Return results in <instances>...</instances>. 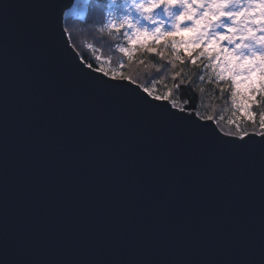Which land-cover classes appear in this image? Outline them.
Here are the masks:
<instances>
[{"label": "water", "instance_id": "95a60500", "mask_svg": "<svg viewBox=\"0 0 264 264\" xmlns=\"http://www.w3.org/2000/svg\"><path fill=\"white\" fill-rule=\"evenodd\" d=\"M75 1L0 0V264H264V134L89 69Z\"/></svg>", "mask_w": 264, "mask_h": 264}, {"label": "trees", "instance_id": "16d2710c", "mask_svg": "<svg viewBox=\"0 0 264 264\" xmlns=\"http://www.w3.org/2000/svg\"><path fill=\"white\" fill-rule=\"evenodd\" d=\"M109 1L90 0L83 16H65L67 35L87 65L92 64L95 69H103L107 65L116 69L121 67L125 70V77L135 79L137 84L153 89L158 95L167 94L179 108L195 111L201 117L211 116L226 134H264L260 122L246 123L240 130L224 122L233 110L232 82L217 80L205 73L204 62L193 64L191 58L180 54L173 47V36L162 42H152L150 46L156 48L155 53L142 48L132 57L121 53L119 48L123 36L110 29L106 22Z\"/></svg>", "mask_w": 264, "mask_h": 264}, {"label": "snow or ice", "instance_id": "6c2138e0", "mask_svg": "<svg viewBox=\"0 0 264 264\" xmlns=\"http://www.w3.org/2000/svg\"><path fill=\"white\" fill-rule=\"evenodd\" d=\"M176 4H180L183 8L178 16H174V13L170 11ZM133 9L139 14L140 19L147 20L155 26L151 30L147 27L138 28L137 25L140 24V19L133 22L131 16ZM157 9L161 11L158 12ZM197 9H200V11L197 12ZM256 9H259V11L257 12ZM127 13L121 18V27L126 25L137 38L141 35L145 37L149 35L153 37L163 36L165 33L162 31V25L165 22L157 20L156 17L164 15V13H168V17H174L170 20L177 32L180 31L182 21H191L189 28L197 33L193 38V42L202 48L199 56H206L212 61L211 67L220 69V72L217 73L218 80L224 79L223 72H231L230 79L233 82V87L242 82L236 79L242 73L250 74L256 68L264 73V0L259 3H256L255 0H249L248 3L243 4L240 0H207V2L205 0H191V2L190 0H147V3L143 0L136 3L133 0V4L129 7ZM222 17H228V22L222 20ZM217 28L223 29V31H217ZM168 35H171V33L169 32ZM129 41H131V37H129ZM247 41H255L258 47L249 45L246 43ZM222 42H226V44ZM119 51L125 55H130L127 48L120 47ZM148 51L155 52L156 50L149 48ZM189 56L191 57V51ZM191 62L195 64L196 57H191ZM205 67L207 68L208 65H205ZM88 68L91 69L92 64H88ZM81 70L83 71V68ZM97 70L103 72L105 76L109 74L104 72L103 69L98 68ZM113 76H115V73H113ZM243 78L248 79L249 76L245 75ZM123 79L131 80L132 84L137 83L131 77H124ZM200 79L203 80L204 77L201 76ZM120 86L124 87V85ZM176 87L179 88L180 85ZM140 88H142L143 93L147 94L143 95L137 91V95L140 96L144 104L163 106L169 112H178L193 123L197 122L196 113H183V109L179 108L174 100H170L167 94L158 95L153 89L143 84L138 85V89ZM235 96L236 92L233 91V103H235ZM149 97H152V99H149ZM154 101H163V103L156 104ZM173 109L179 110L173 111ZM200 119L205 120L203 124L215 135L216 132L207 123L212 120V117H200ZM261 125H264V120H261ZM227 135L231 136L233 134L227 133ZM250 139L251 137H249ZM249 140H245L244 134L241 133L237 141L248 143ZM259 142L264 144V135H261Z\"/></svg>", "mask_w": 264, "mask_h": 264}, {"label": "rangeland", "instance_id": "374dc122", "mask_svg": "<svg viewBox=\"0 0 264 264\" xmlns=\"http://www.w3.org/2000/svg\"><path fill=\"white\" fill-rule=\"evenodd\" d=\"M89 1L90 0H76L74 2V5L70 9H68L65 14L73 16H83L85 14L84 12L87 11ZM135 2L139 3L141 2V0H135ZM143 2L147 3V0H143ZM205 2H207V0H205ZM240 2L242 4L248 3L249 0H240ZM255 2L259 3L261 2V0H255ZM126 8V0H117L116 5H112L109 1V10L107 11L108 18L106 22L110 29H114L116 30V32H120L122 34L123 39L122 43L120 44V47H124L129 50L130 55H127L128 57L134 56V54L139 48H142L143 51H147L149 48H151L150 45L152 42H162L164 40H167L170 36H173V47L177 51H179L180 54L188 58L196 57V61L204 62V65H208V67H205L204 69L206 71L205 73H208L210 76L217 78V73L220 72V69L211 67L212 61L206 56H199V52L202 50V48L201 46L195 45L193 42V38L197 35V33L190 30L189 25L192 23L191 21H182L180 31L177 32L173 28L170 20L174 17H168L162 14L156 17V19L163 20L165 22L164 25H162V31L165 33L163 36L153 37L149 35L145 37L141 35L139 36V38H137L132 34V30H130L126 25L121 27V18L124 15L128 14ZM156 11L159 12L161 10L157 9ZM172 11L174 13V16H178L183 11V8L180 4H176L172 7ZM199 11L200 9H197V12ZM256 11L258 12L259 9H256ZM131 16L133 18V22H135L136 19H140L139 14L134 9L131 13ZM221 19L225 22H228L229 20L228 17H222ZM154 26V24H151L149 21L144 19H140V24L137 25L138 28L147 27L149 30H151ZM217 31H223V29L217 28ZM169 32L171 33V35H168ZM129 37H131V41H129ZM222 43L226 44V42ZM246 43L253 47H258L255 41H247ZM153 49L156 50V48ZM190 51L191 57L189 56ZM108 61L110 60H107V62ZM103 71L108 72L109 75H113V73H115V77L118 78L125 77V70L121 69V67H118L116 69L111 67L110 65H107L105 68H103ZM222 75L224 76L223 80H230L232 82V80L230 79L232 75L231 72H223ZM245 75H248L249 78L244 79L243 77ZM236 79L237 81L242 82L238 83L232 89L236 92L235 103H233V110L231 112L230 117L228 119H224V122L227 123L229 126H233L234 128H237L239 130L246 123L256 124L260 122L261 125V120H264V83H262V81H264V73H262L259 68H256L250 74L242 73L241 75H238ZM261 128H264V125H261Z\"/></svg>", "mask_w": 264, "mask_h": 264}, {"label": "clouds", "instance_id": "9594fccd", "mask_svg": "<svg viewBox=\"0 0 264 264\" xmlns=\"http://www.w3.org/2000/svg\"><path fill=\"white\" fill-rule=\"evenodd\" d=\"M110 2H111L112 5H116L117 4V0H110ZM126 3H127V8H126V11H127L129 9V7L132 6L133 0H126ZM170 11L173 12L172 9H170ZM164 15L167 16L168 13H164Z\"/></svg>", "mask_w": 264, "mask_h": 264}]
</instances>
